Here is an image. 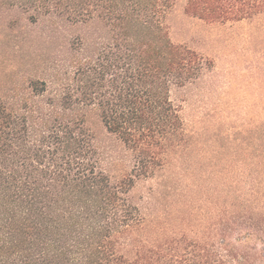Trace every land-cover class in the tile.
<instances>
[{
	"label": "trees",
	"instance_id": "obj_1",
	"mask_svg": "<svg viewBox=\"0 0 264 264\" xmlns=\"http://www.w3.org/2000/svg\"><path fill=\"white\" fill-rule=\"evenodd\" d=\"M176 1L0 0V264H264V129L223 149L188 130L213 62L171 40Z\"/></svg>",
	"mask_w": 264,
	"mask_h": 264
},
{
	"label": "rangeland",
	"instance_id": "obj_2",
	"mask_svg": "<svg viewBox=\"0 0 264 264\" xmlns=\"http://www.w3.org/2000/svg\"><path fill=\"white\" fill-rule=\"evenodd\" d=\"M168 24L172 41L189 45L213 62L188 89L182 110L188 130H196L204 146L223 149L250 139L255 127L264 129V15L207 23L186 14L184 0H177ZM242 167L234 165L229 175H239Z\"/></svg>",
	"mask_w": 264,
	"mask_h": 264
}]
</instances>
